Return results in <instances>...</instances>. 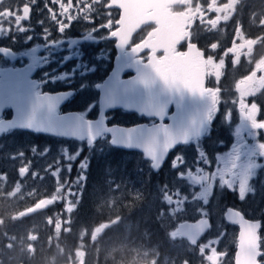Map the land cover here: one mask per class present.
Wrapping results in <instances>:
<instances>
[{"label":"flooded vegetation","instance_id":"flooded-vegetation-1","mask_svg":"<svg viewBox=\"0 0 264 264\" xmlns=\"http://www.w3.org/2000/svg\"><path fill=\"white\" fill-rule=\"evenodd\" d=\"M62 2L67 3V0ZM112 2L117 3V0ZM110 5L111 0H73L69 12L61 15L63 10L54 0H0V72L16 79L20 94L34 97L60 95L62 100L56 108L57 115L78 113L85 120L96 121L100 114L99 87L114 69L118 46L123 55L125 70L121 79L124 80L133 75L128 69L131 61L139 65L149 60L153 52L138 46L157 29L154 23H143L130 34L131 27L127 30L116 25L120 27L117 30L118 41L109 33L115 28L100 27L108 20L115 22L120 17L122 10ZM29 11L30 17L23 21L21 18ZM53 12L57 14V19L66 23L67 16L72 15L71 26L65 24L63 29L58 28ZM169 14L181 19L176 29L182 30L173 36L175 47L172 54L186 52L188 47H195L201 52L206 95L213 98L209 126L204 136L175 147L161 169L155 172L161 173L164 166L167 168L173 153L171 170L180 167L184 159L183 150L188 151V157L184 159L188 167L178 175L184 176L183 180H191V184L196 186L190 192L189 214L178 218L176 227L181 222L203 220L206 230L195 244H190L186 237L175 233V228L172 240L177 243L182 239L190 247L202 249L203 260L209 264H212L210 257L216 258V264H235L242 234L245 244L254 247L252 253L257 254L255 263L264 264L259 257L264 252V149L259 147L264 144V130H254L243 114L244 103L249 110L255 103L252 110L257 105L256 118L264 119V84L260 81V77H264V67L257 68L264 65V26H261L264 25V0H180L169 8ZM241 45L245 47L240 49ZM154 55L160 60L166 52L159 49ZM253 72L255 76L251 81L247 80ZM242 80L245 83L241 85ZM2 83L0 75V85ZM12 116V110L5 108L0 120H8ZM104 117L107 127H148L159 122L158 119L120 108L107 110ZM258 126L264 127V124ZM10 133L22 134L35 141L72 142L86 149L107 143L128 158L140 154L111 146L107 134H102L88 146L86 140L57 138L23 130L3 134ZM141 158L149 166L142 155ZM214 173L222 180L220 187L203 181L208 174L214 176ZM169 181H173L172 176ZM131 184L126 175L123 186ZM2 187L0 184L1 203L9 190L8 186L5 191ZM18 187L16 184L12 191ZM28 198V205L5 206L2 203L0 235L10 231V224L16 221L15 209L22 210V218L32 215L25 212L43 199ZM116 202V205L109 206L108 217L103 219L107 224H99L95 230H101L93 233L92 238L94 242L112 244L108 248L112 250L108 264L119 262L120 256L127 254L133 245L130 200L117 198ZM5 212L8 214L5 215ZM154 219L161 227L162 216L156 214ZM107 229L108 241L105 242ZM157 244L160 243H148L150 247L147 248L157 264H162L164 249L161 244L154 247ZM126 262L127 255L124 258Z\"/></svg>","mask_w":264,"mask_h":264},{"label":"water","instance_id":"water-1","mask_svg":"<svg viewBox=\"0 0 264 264\" xmlns=\"http://www.w3.org/2000/svg\"><path fill=\"white\" fill-rule=\"evenodd\" d=\"M180 0H117L121 8L135 6V15H121V27H131L130 34L140 24L154 23L157 29L138 46L151 50L149 60L145 64L137 65L130 62V78L121 79L123 55L118 46V56L114 69L99 87L100 114L96 121H88L78 113L56 114L60 95L36 96L18 93L16 79L11 75L0 72L3 83L0 85V116L5 108L13 112L8 120H0V134L9 130H23L33 133L55 136L59 138L86 140L87 145L96 142L102 134L109 136V144L127 151H137L150 164L152 171L157 172L163 165L168 154L179 144L189 143L202 136L208 126L209 113L213 105V98L206 95L205 71L201 52L195 47H188L185 53L197 58L193 67H177V54H172L175 44H172L176 29L181 19L171 16L169 8ZM164 49L165 57L160 60L154 55L155 51ZM164 74L162 75V71ZM200 88L194 91L193 84ZM43 98L45 102L41 103ZM49 103L54 104L52 112L63 119L53 123L44 122L49 114ZM120 108L148 118L158 119L157 124L145 127L110 126L105 123L104 113L109 109ZM171 109V111H170ZM170 111V112H169ZM166 121V122H164ZM170 135H166L164 130ZM146 132L143 139L140 132ZM49 198H43L25 213L32 214L44 210L50 204ZM239 219V217H237ZM240 220V219H239ZM101 230V228H99ZM95 230V234L99 232ZM206 230L204 221L181 222L175 233L187 238L190 244H195ZM240 234L235 264H256L257 254L252 253L253 246L245 244V238ZM244 241V242H243ZM246 245V246H245ZM243 247V248H242ZM252 249V250H251Z\"/></svg>","mask_w":264,"mask_h":264},{"label":"trees","instance_id":"trees-1","mask_svg":"<svg viewBox=\"0 0 264 264\" xmlns=\"http://www.w3.org/2000/svg\"><path fill=\"white\" fill-rule=\"evenodd\" d=\"M25 139L27 138L24 135L16 133L0 136V175H3L0 182L4 179L5 183L10 184L11 181H16L14 186L16 184L20 186V183L25 182V179L19 175V173L23 174L25 169L12 172L7 168L9 163L13 162L9 152H13L17 146L22 145ZM48 142L57 145L53 140ZM81 153V157L85 156L87 160V166L82 183L76 186V190L80 189V194L76 195L75 210L70 214H65L67 219L71 221L68 230L61 231L57 235L54 234L53 225H49L46 220L51 216L52 208L50 207L52 205L40 213L37 212L16 219L14 224H10V231L7 230L4 235H0V264H76L81 253H86V258L83 260L84 264H90V261L93 264L100 263L99 248L103 243L94 242L91 244L88 231L99 224H106L101 215L108 213L107 210H104V207L96 208V205L102 197L104 200L110 191L115 192L114 184L123 182L126 175L129 182L133 181L135 184L123 186V191L127 194L137 192L140 196L139 204H134L135 199L128 198L132 201L130 202L131 222L135 223L132 227L133 238H140L138 240L140 241L142 237L143 239L146 238L142 236L143 234L148 235L146 242L156 244L162 241L163 231L161 233L160 224L154 219L155 211L162 210L163 215L168 214L166 209L169 204L161 202L162 200L159 199L152 200L153 203L148 208V202L152 199L154 190L165 187V185L173 188L177 181L184 182L179 180L177 176L179 172H184L188 167L187 161H184L188 157V151L183 150L184 159L180 167L171 170V167L166 168L164 166L161 173L153 172L140 154L128 158L119 150L109 147L107 143H99L91 149L83 147ZM174 155L175 153L172 154V157ZM24 158H29L28 151L25 152ZM7 160L9 163L6 162ZM177 168L178 170H176ZM165 170H170V172H165ZM171 176L174 182L169 181ZM73 177L74 174L69 173L71 180ZM2 188L5 191L7 185L3 184ZM38 192L43 196L48 195L46 191ZM85 231L87 234L83 233ZM108 231L109 229L105 232L107 239L105 242L108 241ZM140 242L144 241L141 240ZM79 243H84L86 248L79 249ZM161 245L164 249L165 245L163 243ZM95 249H97L96 257L89 258L93 254L91 250L94 251ZM165 253L169 254L168 251L164 250L163 254ZM182 260L183 258L180 259V261Z\"/></svg>","mask_w":264,"mask_h":264},{"label":"rangeland","instance_id":"rangeland-1","mask_svg":"<svg viewBox=\"0 0 264 264\" xmlns=\"http://www.w3.org/2000/svg\"><path fill=\"white\" fill-rule=\"evenodd\" d=\"M25 138L27 139L23 140L22 145L17 146L13 150V152H9V156L13 160V162L9 163L8 160L6 161L7 163H9V166L7 167L8 170L12 172H17L20 169H25L23 174L19 173V175L25 179V182L20 183V186L16 191H12L14 187L13 184H15L16 181H11V184L8 182L5 183V179L4 181H1L0 184L2 186L3 184H5L9 188L8 193L3 196L2 203L5 206L26 204L28 201H30L28 196H31V199L44 198L45 196L40 194L38 191H46L48 193V198L54 200L51 204L52 206L50 207L52 208L51 216L46 220L49 225H53V232L55 235H57L61 231L68 230V226L71 221L67 219V216L65 214H70L73 210H75L74 203L76 202V195L80 194V189L76 190V186L80 185L84 179L87 160L85 156L83 158L81 157L80 154H82V146L76 143L54 141L55 143H57V145H52L47 140L38 142H36L35 140H30L33 142L31 143L30 141H27L29 140L28 137ZM26 151L29 152L28 159L24 158ZM172 159L171 162H169L167 168L172 167ZM165 172H170V170H165ZM69 173L74 174L72 180L69 178ZM2 176L3 175H0L1 180ZM172 176L174 177V174ZM177 177L179 178V180L182 178L181 180L184 182L177 181L176 185H173V188H170L171 186L165 185V187H160L158 190H154L153 197L148 202V208H150V205L153 203L152 200L156 201L159 199L162 200L161 202L169 204V207L166 209L168 210V214L163 215L162 210L155 211L156 214H159L163 218V222L161 223V227L163 229V237L162 241H159V243H163L165 245L164 250L169 252L168 255L166 253L162 255V264H187V262L188 264H209L207 261L203 260L202 249L190 247V245L182 239H179L177 243L172 240L175 237L174 230L176 228V221H178V218L184 217L189 214L188 206L192 198L190 192L194 188V186H196L194 183L191 184V180H183L184 176L180 177L178 175ZM126 180L127 179H125V181ZM203 181L205 184L211 183L215 187H220L219 185L223 184L217 173H214V176H210L208 174L206 177H204ZM134 184L135 183L132 181L131 186ZM122 187L123 182L118 185L114 184V191H116V193L112 194V191H110L104 200L103 197L102 199H100L101 201L96 205V208L104 207V210H107L108 212L109 206H114L117 204V198H120L122 200H124L125 198H132L136 200L134 204H139V194L137 192H131L127 194L125 193V191H123ZM130 202H132L131 199ZM2 203L0 202V209L2 207ZM25 207L27 208L28 206ZM15 210L16 211L14 212V219L21 218L20 216L22 215V210ZM7 214L8 212H5V215ZM101 216L103 219H106L108 217L107 214H103ZM131 224L134 225L135 223L132 222ZM95 229L96 226L92 227L88 231L91 239V244L94 243L92 238ZM83 233L87 234L86 231ZM142 236L146 237L145 239L141 238V240H143L145 243L140 242L141 240L138 241L132 238V247L127 251V254H122L120 256V261L116 264H157L156 259L149 255L150 249H148L147 247L150 246L148 245L149 242H146V240H148V235L142 234ZM128 244L127 246H130ZM111 245V243L107 242L104 243V245L100 246L99 255L101 261L97 264L109 263V259H111L112 256V250H108V248ZM159 245H154V247H157ZM173 247L176 248L174 249ZM84 248H86L85 244L79 243V249ZM91 252L93 254L89 256V258H93L94 256L96 257L97 249H95L94 251L91 250ZM126 255L127 262L124 263V258L126 257ZM85 258L86 253H81V257L76 262V264H84L83 260ZM181 258H183L182 261H180ZM90 264H93V262L90 261Z\"/></svg>","mask_w":264,"mask_h":264},{"label":"snow or ice","instance_id":"snow-or-ice-1","mask_svg":"<svg viewBox=\"0 0 264 264\" xmlns=\"http://www.w3.org/2000/svg\"><path fill=\"white\" fill-rule=\"evenodd\" d=\"M54 3L59 4V7L63 10L61 15L67 14L69 12V9H71L72 6H73V0H67V3H63L62 0H54ZM110 6H115L119 10H122L121 14H120V17H121V15H135L136 12H137V8L135 6H131L130 5V6H127L126 8H121L119 3H113L112 0H111V5ZM49 11H51V9H49ZM29 17H30V11H29L28 15L23 16L21 19L24 21V20L28 19ZM52 17H54V21L55 22H58L57 25H58V28H60V29H63L65 24L71 26L72 17H73L72 15H68L67 16V21H68L67 23L64 22L63 20L57 19V14L55 12L52 13ZM120 17L115 22H113L112 20H108L106 25H103V24L100 25V27H103L105 29L115 28V30H111L109 33H110L111 37L116 38L118 41L120 40V36L117 33V30L120 27H116V25H120V23H121ZM88 21H89V16H88ZM261 26H264V25H261ZM121 44H122V42H121ZM244 47H245L244 45H241L240 49H243ZM204 59H207V58L204 57ZM196 64H197V58H195V57H193V56H191V55H189V54H187L185 52L177 53V67L189 66V65L194 67ZM262 67H264V65H261L260 67H257V68H262ZM161 71H162V75H163L164 71L163 70H161ZM254 76H255V72L252 73V76H249L246 79L251 81L252 77H254ZM260 81H261L262 84H264V77H260ZM244 83H245V81L242 80L241 85L244 84ZM250 86H252V85H250ZM192 88H193L194 91H198L199 88H200V85L198 83L193 84ZM40 102L43 103L45 101L43 100V98H41ZM243 103H244V99H243ZM253 104H255V103H253ZM253 104H251V110H249L248 106L244 103L245 109H244V113L243 114L251 122V126H252V128L254 130H264V127H259L258 126L260 124H264V119L258 120L256 118L257 105H256L255 109L252 110V105ZM53 108H54V104L49 103V114L45 117L44 122L53 123V122H55L57 120L63 119L61 117H57V116L54 115V113L52 112ZM154 131H158V130L141 131L139 135L143 139V137H144L146 132H154ZM164 131H165L166 135H170V133H168L166 129ZM259 147L261 149H264V144H260ZM53 201L54 200H51L50 204H52ZM259 257H261L262 258L261 260L264 261V252L260 253ZM209 259L211 260L212 264H216V258L215 257H210Z\"/></svg>","mask_w":264,"mask_h":264},{"label":"bare ground","instance_id":"bare-ground-1","mask_svg":"<svg viewBox=\"0 0 264 264\" xmlns=\"http://www.w3.org/2000/svg\"><path fill=\"white\" fill-rule=\"evenodd\" d=\"M102 245H104V244H102Z\"/></svg>","mask_w":264,"mask_h":264}]
</instances>
